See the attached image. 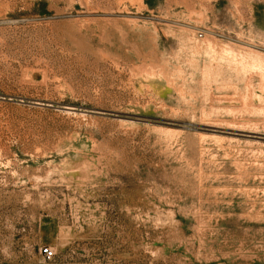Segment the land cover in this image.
Instances as JSON below:
<instances>
[{"label": "rangeland", "instance_id": "1", "mask_svg": "<svg viewBox=\"0 0 264 264\" xmlns=\"http://www.w3.org/2000/svg\"><path fill=\"white\" fill-rule=\"evenodd\" d=\"M0 264H264V0H0Z\"/></svg>", "mask_w": 264, "mask_h": 264}, {"label": "built area", "instance_id": "2", "mask_svg": "<svg viewBox=\"0 0 264 264\" xmlns=\"http://www.w3.org/2000/svg\"><path fill=\"white\" fill-rule=\"evenodd\" d=\"M42 255L44 256V258L49 260L53 257V252L50 248L46 247V248H43Z\"/></svg>", "mask_w": 264, "mask_h": 264}]
</instances>
